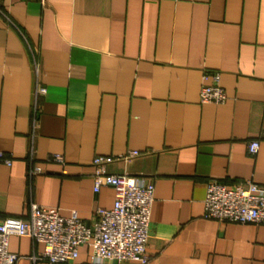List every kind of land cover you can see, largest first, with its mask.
Instances as JSON below:
<instances>
[{
    "label": "crops",
    "instance_id": "0c3cea01",
    "mask_svg": "<svg viewBox=\"0 0 264 264\" xmlns=\"http://www.w3.org/2000/svg\"><path fill=\"white\" fill-rule=\"evenodd\" d=\"M204 70L220 73L224 104L199 101ZM0 151V221L35 203L92 225L114 201L93 191L92 160L113 156L107 173L153 183L144 264H264L263 224L203 216L209 180L264 185V0H0ZM42 249L8 239L17 264H139L86 246L33 259Z\"/></svg>",
    "mask_w": 264,
    "mask_h": 264
},
{
    "label": "built area",
    "instance_id": "2783aa9c",
    "mask_svg": "<svg viewBox=\"0 0 264 264\" xmlns=\"http://www.w3.org/2000/svg\"><path fill=\"white\" fill-rule=\"evenodd\" d=\"M219 72L204 70L201 76L199 101L224 104L227 95L220 84ZM45 94V88L36 86L35 95ZM37 105L34 104L36 111ZM259 148L256 139L246 143L247 152L254 155ZM133 154V152H131ZM113 156H96L92 160L93 191L102 186L113 190L114 201L110 209L96 210V221L86 224L76 210L63 216L56 207L32 203L26 219L6 217L0 221V264H17L22 256L8 250L11 235L29 237L43 246L33 257L50 263L74 261L81 246L89 249L94 261H133L144 264L148 259L150 209L153 201V183L128 174H110L104 166ZM46 161L63 163L61 154L53 153ZM0 163L11 165L9 155L0 151ZM28 176L42 173V168L28 158ZM203 216L222 222L254 223L264 225V185L252 180L228 185L209 180L205 185Z\"/></svg>",
    "mask_w": 264,
    "mask_h": 264
}]
</instances>
